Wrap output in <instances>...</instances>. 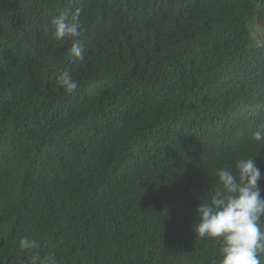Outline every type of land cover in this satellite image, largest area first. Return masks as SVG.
I'll return each instance as SVG.
<instances>
[{"label": "trees", "instance_id": "obj_1", "mask_svg": "<svg viewBox=\"0 0 264 264\" xmlns=\"http://www.w3.org/2000/svg\"><path fill=\"white\" fill-rule=\"evenodd\" d=\"M76 7L83 61L40 30ZM258 20L264 0H0V264L22 237L58 264H219L194 231L216 171L254 157L264 197Z\"/></svg>", "mask_w": 264, "mask_h": 264}, {"label": "clouds", "instance_id": "obj_2", "mask_svg": "<svg viewBox=\"0 0 264 264\" xmlns=\"http://www.w3.org/2000/svg\"><path fill=\"white\" fill-rule=\"evenodd\" d=\"M84 11L83 7L62 11L40 26L41 32L45 34L51 31L58 40H70L68 51L80 61L85 59L79 39ZM57 84L66 94L74 93L79 87V82L68 71L57 77ZM251 139L264 145V132H253ZM216 176L219 186L206 200L202 199L196 209V235L211 238L219 245V264H264V197L261 196L258 183L262 178L260 168L254 157L239 158L234 170L222 167L216 171ZM16 188L17 185L8 196L11 197ZM9 209L7 200H0V213ZM74 243L71 236L65 245ZM20 247L31 253L24 264H58L56 253L52 250L42 253L43 245L36 238L22 237ZM61 250L63 263L66 264L72 256L66 246Z\"/></svg>", "mask_w": 264, "mask_h": 264}, {"label": "rangeland", "instance_id": "obj_3", "mask_svg": "<svg viewBox=\"0 0 264 264\" xmlns=\"http://www.w3.org/2000/svg\"><path fill=\"white\" fill-rule=\"evenodd\" d=\"M252 31L257 41H261V36L264 34V23L262 21H256L252 25Z\"/></svg>", "mask_w": 264, "mask_h": 264}]
</instances>
